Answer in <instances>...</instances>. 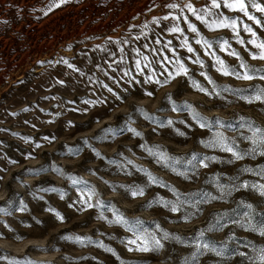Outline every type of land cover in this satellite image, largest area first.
<instances>
[{
	"label": "rangeland",
	"instance_id": "obj_1",
	"mask_svg": "<svg viewBox=\"0 0 264 264\" xmlns=\"http://www.w3.org/2000/svg\"><path fill=\"white\" fill-rule=\"evenodd\" d=\"M218 3L0 0V264H264V0Z\"/></svg>",
	"mask_w": 264,
	"mask_h": 264
},
{
	"label": "snow or ice",
	"instance_id": "obj_2",
	"mask_svg": "<svg viewBox=\"0 0 264 264\" xmlns=\"http://www.w3.org/2000/svg\"><path fill=\"white\" fill-rule=\"evenodd\" d=\"M250 2H251V0H250ZM235 4H238V6H239V10H240L241 12H244L245 14H247V5L245 4V0H235ZM212 6L215 7V8H219V7H220V4L218 3V0H212ZM225 6H226V7H229V8H232V7H234L235 5H234V3H228V0H225ZM168 7H170V8H175V7H178V5L170 4V5H168ZM186 7L189 8V9L193 12L194 15L196 14V10L193 8V6H192L191 4L186 5ZM251 7L257 8L260 12L264 13V7L260 6L259 4L251 3ZM249 18H250V19H256L255 17H252V16H250ZM165 19H167V17H165ZM177 19H178V18H177ZM197 19H201V20H203L204 17L197 16ZM205 22H206V21H205ZM256 22L259 23L260 21L257 19ZM206 23H207V22H206ZM215 26H216V27H226V26H229V25H227V24H225L223 21H221L220 24H217V25H215ZM233 26H234V22H233ZM209 27H213V25L210 24ZM191 30H192L193 32H195V31H196V28H195L194 26H192V27H191ZM245 30H246V31H249V32L252 31V29H251L250 27H248L247 25H245ZM172 31H180V29H179V28H173ZM197 42L199 43V41H197ZM252 43H255V41H252ZM257 47H258V48H261V49H264V43H261V44L257 45ZM188 51H189V52H192L193 49H192L191 47H188ZM232 54L235 55V53H232ZM253 58H256V57H253ZM260 58H261V59H264V52L261 53ZM178 63H179V62H178ZM221 63H223V62H221ZM181 72H183L185 75L187 74V69L183 68L182 65H181V67L177 70L176 74L179 75V74H181ZM225 74L227 75V74H229V73L225 72ZM243 78H245V79H250L251 77L245 75ZM200 90H201V91H206V89H203V88H201ZM149 95H151V94L149 93ZM256 98H257V99H260L259 96L256 97ZM257 131H260V130L257 129ZM227 150H228V151H231L230 148L227 149ZM236 158H237V159H240V158H242V157H240L239 155H237ZM244 186H245V187H248V185H244ZM252 187H254V188H257V187H258L259 190H260V194H261L262 196H264V185H258V186H257V185H252ZM132 194H133V195H136L137 193H136V192H133ZM139 194L142 195V194H143V190H140ZM89 206H91V205H89ZM173 210H175V209H173ZM57 215H59V214H57ZM61 219H62V217H61ZM261 234L264 235V231H262ZM167 235H168V234L165 233V237H164V238H167ZM131 243H135V241H131ZM145 244L147 245V241L145 242ZM153 245H154L153 248H149V247L145 246V247H143V248H140L139 250H141V251H153V250H158L159 248L163 247V245L160 243V241H159V240H156L154 236H153ZM109 251H111V249H109ZM261 251L264 252V249H262ZM260 259H261L262 261H264V255H261V256H260Z\"/></svg>",
	"mask_w": 264,
	"mask_h": 264
}]
</instances>
